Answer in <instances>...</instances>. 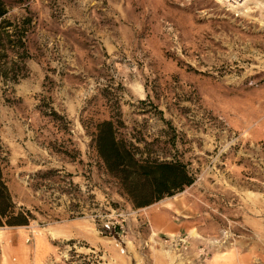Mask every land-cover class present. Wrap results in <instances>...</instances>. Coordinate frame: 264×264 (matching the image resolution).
<instances>
[{"label":"rangeland","instance_id":"rangeland-1","mask_svg":"<svg viewBox=\"0 0 264 264\" xmlns=\"http://www.w3.org/2000/svg\"><path fill=\"white\" fill-rule=\"evenodd\" d=\"M6 1L32 22L23 75L0 89L1 166L31 217L0 225V264H207L185 232L146 223L152 207L191 219L198 190L264 217V5ZM118 115L120 135L193 180L132 206L91 144Z\"/></svg>","mask_w":264,"mask_h":264},{"label":"trees","instance_id":"trees-1","mask_svg":"<svg viewBox=\"0 0 264 264\" xmlns=\"http://www.w3.org/2000/svg\"><path fill=\"white\" fill-rule=\"evenodd\" d=\"M9 9L10 4L0 0V89L23 75L24 59L29 56L26 34L32 18L29 14L10 17ZM122 123L119 115L98 121L91 144L105 172L116 180L121 194L132 206L150 204L193 180L182 162L158 159L138 150L131 140L119 134ZM1 159L0 155V225L25 224L31 213L12 200L2 174Z\"/></svg>","mask_w":264,"mask_h":264},{"label":"crops","instance_id":"crops-1","mask_svg":"<svg viewBox=\"0 0 264 264\" xmlns=\"http://www.w3.org/2000/svg\"><path fill=\"white\" fill-rule=\"evenodd\" d=\"M259 195L263 198V191ZM218 197L220 201L215 202L202 191H193L191 219L175 222L169 218L167 207H152L146 223L177 236L185 232L190 237L192 260H199L201 252L209 251L204 257L207 264H264L263 214L248 215L230 192ZM212 210L216 215H211Z\"/></svg>","mask_w":264,"mask_h":264},{"label":"built area","instance_id":"built-area-1","mask_svg":"<svg viewBox=\"0 0 264 264\" xmlns=\"http://www.w3.org/2000/svg\"><path fill=\"white\" fill-rule=\"evenodd\" d=\"M234 11L244 10L251 7L253 2L264 5V0H216Z\"/></svg>","mask_w":264,"mask_h":264},{"label":"bare ground","instance_id":"bare-ground-1","mask_svg":"<svg viewBox=\"0 0 264 264\" xmlns=\"http://www.w3.org/2000/svg\"><path fill=\"white\" fill-rule=\"evenodd\" d=\"M252 6V5H251Z\"/></svg>","mask_w":264,"mask_h":264}]
</instances>
